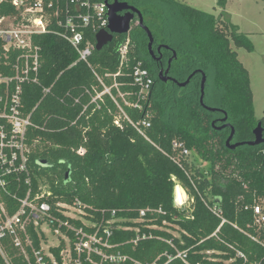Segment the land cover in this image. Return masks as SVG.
<instances>
[{
	"label": "trees",
	"instance_id": "trees-1",
	"mask_svg": "<svg viewBox=\"0 0 264 264\" xmlns=\"http://www.w3.org/2000/svg\"><path fill=\"white\" fill-rule=\"evenodd\" d=\"M119 1L141 12L154 48L167 49L162 48L160 60L151 59L147 36L136 17L128 34L114 35L110 43L92 53L91 67L81 62L73 65L76 53L57 36L34 38L40 49L41 85L25 86L23 94L24 111L31 114L35 126L28 136L37 142L30 155L34 188L46 184L50 204L56 200L71 204L78 199L82 205L105 210L106 218L115 210L117 217L127 220L121 223L127 227L142 229V224L128 220L138 219L141 210L160 209L164 215L147 214L145 218H157L152 221L157 225L163 220L177 225L174 243L185 251L189 264H264V230L252 228L250 209L254 201L264 208V143L234 150L225 145L231 129L234 143L252 141L253 130L262 122L255 118L249 75L236 53V49L252 52L251 42L229 20L177 0ZM227 1L217 0V6L224 9ZM1 10L12 13L9 6ZM123 49L127 63L120 68ZM169 59L168 75L176 83L158 78V70L166 69ZM137 63L152 79L146 100L138 98L139 88L133 85L132 70ZM92 71L110 87L130 120L150 123L146 138L121 116L120 125L114 124L119 111L108 95L103 96L99 109L89 104L86 90H103ZM191 74L189 83L178 87ZM114 82L126 102L139 103L141 109L125 106L112 87ZM43 88H49L45 95ZM224 117L226 121L221 122ZM224 124L228 126L217 129ZM174 141L183 143L187 157L173 150ZM79 148L84 150L82 155L76 153ZM176 186L187 196L185 208L176 206ZM213 200L225 220L222 225L208 208ZM86 211L94 219L100 218L97 212ZM154 234L168 237L164 232ZM135 236L132 230H115L110 243L140 261H149L167 248L150 239L139 241L132 249L128 242ZM170 264L183 263L175 259Z\"/></svg>",
	"mask_w": 264,
	"mask_h": 264
},
{
	"label": "built area",
	"instance_id": "built-area-1",
	"mask_svg": "<svg viewBox=\"0 0 264 264\" xmlns=\"http://www.w3.org/2000/svg\"><path fill=\"white\" fill-rule=\"evenodd\" d=\"M5 6H9L12 13H3L1 8ZM108 24L106 0H0V264H170L175 259L189 264L185 251H180L174 243V238L178 237L177 225L165 220L157 225L152 222L157 218H145L147 214L164 215L160 209L141 210L138 219L128 220L142 224V229L127 227L121 224L127 220L117 217L115 210L106 218L105 210L82 205L78 199L71 204L61 200L50 204L48 186L39 183L34 188L30 155L37 142L29 139L28 132L35 126L31 114L24 111L23 103L25 86L41 85L40 49L34 38L44 34L57 36L76 53L77 60L73 65L81 62L91 67L89 58L95 51V35L107 30ZM126 63V49H123L120 68ZM92 72L103 90L99 93L94 88L92 92L86 90L89 104L99 109L104 103L103 96L108 95L119 111L114 124L120 125L121 116L146 138L145 129L150 123L146 119L130 120L111 94L110 87ZM132 77L133 85L139 88L138 98L146 100L152 86L148 71L137 63ZM112 87L125 106L141 109L139 103L126 102L117 83L114 82ZM48 92L49 88L42 89L43 95ZM172 148L180 157L189 155L181 142L174 141ZM83 152L82 148L76 151L78 155ZM173 161L179 166L178 160ZM211 203L208 208L221 219L222 225L225 220L220 217L218 202L213 200ZM186 204L184 199L176 206L182 209ZM86 209L97 212L100 218L94 219V214ZM250 209L252 228L256 232L264 230V208L254 201ZM220 226L211 236L216 235ZM115 230L136 233L128 242L132 249L139 241L150 239L164 243L167 248L149 261H140L121 253L116 250L117 245L110 243ZM154 232H164L168 237L157 236ZM250 238L258 242L257 238ZM237 256L246 262L238 251Z\"/></svg>",
	"mask_w": 264,
	"mask_h": 264
},
{
	"label": "rangeland",
	"instance_id": "rangeland-1",
	"mask_svg": "<svg viewBox=\"0 0 264 264\" xmlns=\"http://www.w3.org/2000/svg\"><path fill=\"white\" fill-rule=\"evenodd\" d=\"M177 1L217 18L229 20L240 33L247 36L253 46L252 52L236 49V53L249 75L255 118L264 123V0H228L224 9L217 6V0ZM232 48L234 49L233 46ZM196 163L202 170L200 161ZM67 175L68 173L66 177ZM175 200L178 204L182 203L180 198L177 199L176 193Z\"/></svg>",
	"mask_w": 264,
	"mask_h": 264
},
{
	"label": "water",
	"instance_id": "water-1",
	"mask_svg": "<svg viewBox=\"0 0 264 264\" xmlns=\"http://www.w3.org/2000/svg\"><path fill=\"white\" fill-rule=\"evenodd\" d=\"M106 6H107V16H108V28L107 30L99 31L95 35V50L100 51L104 46H106L108 43H110L113 40L114 35H124L128 34L131 29V23L137 18V24L141 30H143L147 36L148 43H147V50L148 54L151 57V59L158 61L160 60V56L156 57L155 54L152 51V45H153V37L148 30V28L143 23V18L141 12L136 9L135 7L129 6L125 2H121L119 0H113L110 2V0H106ZM124 12V14H120ZM161 48L167 49L166 46H159L158 51H160ZM173 57H175V53H173ZM172 59H169L167 69L165 71H160L158 74L159 80L166 82L167 80H171L176 83L175 80L171 78H165L163 77L164 74L166 75L169 71V65L171 63ZM194 74V73H193ZM191 74L186 81L182 83H177L178 87L182 88L185 87L188 83L190 78L193 76ZM204 84H205V78L203 77L200 84V103L202 104L203 100V93H204ZM207 111L214 112L215 109L205 107ZM226 117L221 119V122H225ZM228 124H224L221 127H218L217 129L220 130L224 127H227ZM263 132L264 127L261 125L260 122L257 123L255 129L253 130V136L254 139L250 142L246 143H231L234 135L233 129H231L230 135L227 138L225 145L230 150H234L240 146L246 145L250 147L258 146L264 143L263 138Z\"/></svg>",
	"mask_w": 264,
	"mask_h": 264
},
{
	"label": "flooded vegetation",
	"instance_id": "flooded-vegetation-1",
	"mask_svg": "<svg viewBox=\"0 0 264 264\" xmlns=\"http://www.w3.org/2000/svg\"><path fill=\"white\" fill-rule=\"evenodd\" d=\"M113 0H110V2H112ZM120 14H124V12H122V13H120ZM161 50H162V48L160 49V51H158V47H155L154 48V44H153V46H152V51H153V53L155 54V56L156 57H158L160 54H161ZM167 69V68H166ZM166 69H164V68H160L159 70H158V74H159V72L160 71H165ZM163 77H165V78H171L169 75H168V73L165 75L164 74V76ZM169 81H171V80H167L166 82H164V83H167V82H169ZM163 82V81H162ZM261 123V125L264 127V123H262V122H260ZM221 124V123H220ZM263 135H264V132H263ZM263 138H264V136H263ZM231 143H234V141H233V139H232V141H231Z\"/></svg>",
	"mask_w": 264,
	"mask_h": 264
},
{
	"label": "bare ground",
	"instance_id": "bare-ground-1",
	"mask_svg": "<svg viewBox=\"0 0 264 264\" xmlns=\"http://www.w3.org/2000/svg\"><path fill=\"white\" fill-rule=\"evenodd\" d=\"M175 193L177 195V199L180 198V201L183 203L184 199L186 198L185 192L183 191V189L180 186H177V189L175 187ZM182 203H179V204H182Z\"/></svg>",
	"mask_w": 264,
	"mask_h": 264
}]
</instances>
